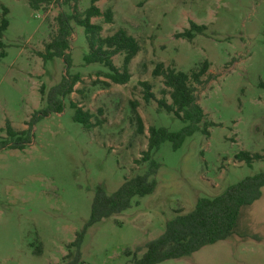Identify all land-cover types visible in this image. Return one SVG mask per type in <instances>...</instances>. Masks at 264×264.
<instances>
[{"label": "rangeland", "instance_id": "rangeland-1", "mask_svg": "<svg viewBox=\"0 0 264 264\" xmlns=\"http://www.w3.org/2000/svg\"><path fill=\"white\" fill-rule=\"evenodd\" d=\"M74 5L83 12L90 2L0 0V19L5 8L8 22L0 39V139L6 121L26 130L66 75L60 59L43 62L39 54L55 36L57 15ZM95 6L112 13L111 24L91 19L101 37L123 29L140 47L129 64L130 79L114 85L102 65L85 64L84 31L71 23L67 72L77 82L63 111L34 122L23 150L0 151V264L72 262L69 245L89 219L96 188L111 195L147 170L142 157L151 128L176 133L184 127L158 105L171 101L162 78L152 75L157 64L189 73L205 62L195 96L213 127L208 137L196 131L177 149L161 143L150 158L158 164L153 193L90 226L78 263L125 264L131 258L126 251L138 248L141 255L168 221L192 211L199 199L264 172L262 161L247 166L235 158L264 150V0H99ZM190 23L205 29L187 40L179 34ZM112 62L120 69L122 55ZM141 83L150 87L148 102ZM73 107L90 115L89 129L73 121ZM160 264H264V187L256 202L240 210L230 237Z\"/></svg>", "mask_w": 264, "mask_h": 264}, {"label": "trees", "instance_id": "trees-1", "mask_svg": "<svg viewBox=\"0 0 264 264\" xmlns=\"http://www.w3.org/2000/svg\"><path fill=\"white\" fill-rule=\"evenodd\" d=\"M32 1V0H31ZM78 0H74L77 2ZM99 0H89V7L79 12L74 5L70 13L60 12L55 21L57 25L55 36L44 46L43 53L39 57L43 62L54 58L60 59L66 68V75L61 82L53 87L47 96V106L41 110L38 116L31 118L28 127L24 131L14 130L8 121L5 122L6 137L0 139V151L3 149L23 150L31 143V127L34 122L50 114H59L64 108V99L73 92L77 82L75 76H70L68 70L71 65L69 50V37L72 33L71 23L81 27L84 31L88 45V53L84 56V63L99 64L107 69L106 78L111 84L125 85L130 79L129 64L140 51L137 41L129 36L123 29H119L110 36L101 37V27L93 25L91 19L103 18L105 24L112 23L110 10L101 12L95 3ZM35 4V3H33ZM6 9L2 8L0 19V39L7 29L8 22L5 18ZM205 28L190 23L188 30L179 34L190 40L194 34H201ZM0 47L2 44L0 43ZM1 55V54H0ZM114 55H122V65L118 69L112 62ZM2 57V56H0ZM207 72L205 62L198 71L183 73L174 69H164L162 64H157L152 72L154 77H161L162 84L167 89L170 104L158 102L160 108L166 113L184 123V127L176 133L163 129L149 130L147 150L142 159L148 161L147 170L140 175H135L123 181L121 186L111 195H107L101 187H97L90 206L88 221L82 230L75 235V239L69 247L75 249V257L69 264H79L81 257L80 247L87 229L114 215H118L131 207L132 200L143 198L153 193L156 182L154 176L158 164L151 160V156L157 151L161 143H172L173 149L181 146L184 140L192 136L196 131H201L208 137V129L213 123L205 121L203 110L197 103L195 96L196 87L204 84L202 78ZM144 88V100L148 102L153 96L149 92L147 83L140 84ZM40 94L43 95L42 88ZM75 109L73 121L79 123L85 129H89L90 115ZM141 131V130H139ZM264 138V130L262 131ZM238 162L251 166L254 162H264L263 154H249L240 152L235 156ZM264 187V172L245 177L238 183L227 187L223 193L212 199H199L195 207L187 214L176 215L165 224L162 234L143 247V252L137 248L133 253L125 252L126 257H131L125 264H160L170 260L188 257L200 249L223 241L234 233L240 210L249 207L261 196Z\"/></svg>", "mask_w": 264, "mask_h": 264}]
</instances>
